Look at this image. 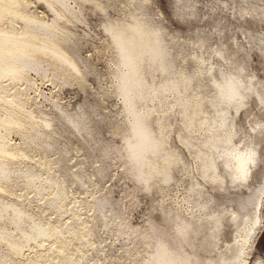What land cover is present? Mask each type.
I'll return each instance as SVG.
<instances>
[{
  "label": "bare ground",
  "instance_id": "6f19581e",
  "mask_svg": "<svg viewBox=\"0 0 264 264\" xmlns=\"http://www.w3.org/2000/svg\"><path fill=\"white\" fill-rule=\"evenodd\" d=\"M90 1L95 3V6H91L93 7L92 14L96 12L94 11V7L96 6L103 11L102 13H105L104 7L100 2H97L98 0H0V244H4L5 246L4 249L0 251V264H21L17 261L15 256H23V250L30 244V242L35 243L34 245L37 247H43L47 244L48 252H51V254L44 258L38 251H36L29 257L28 262L25 264L38 262L46 264L47 261H50L49 264H76L74 255L70 252L68 253V242L65 235L72 234L77 237L87 225L80 219H77L76 223L70 221L64 224H60L58 221H42L40 217L35 216L36 214L32 215L22 202L25 200L30 201L31 199H36L38 202L47 204L50 208L53 207L58 215H60V212H71L73 216H76L74 210L71 208L69 209L65 204L66 193L63 180L58 179L49 172L43 173L37 171L30 166V164H26L25 162L27 161L25 160L26 158L34 159V155L32 156L29 151V148L34 147L33 145H35L32 149L34 151L39 146L44 147L43 145H48L50 142L48 139L52 137V132L50 135V131L53 126H55L53 124L54 116L48 117L49 112L46 111L48 112L47 114L42 111L44 110L42 109L43 107L41 108L42 110L39 108L38 104L40 102H38L37 98L40 95L42 96L43 93L35 86V78H32L31 75L29 76V73H32L33 71V74H38L42 77L45 76V73L47 74L50 72L54 75V80L56 77L65 83L71 81L70 79H75L74 82L77 80L81 83L84 79L81 74L85 75L86 73H82V69L79 67L78 62L80 60L78 59L80 58V55L78 54V58L77 52L80 51V49H77L78 51H76L74 50L75 48L72 47L73 44L71 45V43L73 42L70 43V41L74 34L71 36L73 32L69 30L72 33L68 35L69 31L67 32V28L69 27H67V25L72 22L74 24L75 20H78L79 22L77 21L75 23L79 24L80 21H84V18L81 17L82 11L85 9L84 3ZM220 1H222L226 9L229 10L230 17L236 20V22L238 21L239 34L249 39L248 41L255 42L253 44H255L260 51L264 64V0ZM36 2H39L40 4L42 2L43 5L45 4L47 10L49 9L52 12V17L45 19L42 16H39V13L37 14V10H35L37 5ZM143 2L147 5L149 0H143ZM105 8L106 10L108 9L107 7ZM87 10H89V12L91 11L88 8ZM99 12L100 13L97 14H101V11ZM123 14L125 16L123 15L122 19L103 20L104 24L102 25L103 29L107 31L110 37V40L105 41V43L108 42V47L114 51V53H112L113 56L111 57L114 58V60L112 58V61H114V67H116L114 75L115 78H117L116 80L118 83L116 85L117 91L123 99L122 109H124V115L129 119L126 126V134L123 136V147L127 159L126 163L129 165L130 172L133 178L136 179L135 181L142 187L147 185L146 182L151 177L148 178V174L143 169V165L147 163L148 166H150L149 163L151 161L154 162L157 156L164 153L162 150H165V147H159V144H157L159 140L154 139L153 136V132H155L160 126L159 124L157 127L156 123L158 120L156 121L155 119L158 118H156L157 116L155 118L153 117V112H156V103L159 102L166 90H171L173 94L175 93L178 95V93H176V91L178 92V89H182L183 95L180 93V98H175L174 105L179 107V118L188 120L187 126L184 125L186 132L184 131V127L182 132L183 135L181 132H177L178 139L192 149L189 134H191V130L195 127L192 128V125L196 124L191 125L190 121L196 119V115H198L197 119L199 122H196V120L194 121L198 123V126L201 129H203V131L200 130L203 132L201 133L203 136H201V139H198L197 151V157L200 161V172L207 176L208 179L210 178L217 183L219 181L217 186L221 188H226L224 175L229 176L231 182L237 180L238 182L236 181V183L239 184L242 183V181H245L250 173L251 164H256L257 161V158L255 157L256 147L254 144L251 143L250 145L249 143L246 145V148H244L245 146L239 148L236 146L237 144L232 142V137L236 133L232 118L241 107H246L248 103L247 99L252 93L256 94L260 103H264L263 92L256 87L255 83H241V81L235 78L238 73L235 68L232 69V73L228 72V70L223 73L220 71V68H218L217 76L213 74L212 64L205 69L198 64V71L195 70L193 73H186L187 75H184L185 70H175L174 61H172V58L168 54V50L164 45V37L157 29V26H153L154 21L150 16L142 14V12H130L129 10ZM83 16H85V14ZM233 29L230 30L232 33L230 36L236 37L237 31L234 32ZM84 34H82L83 39L87 35ZM78 36L79 35L75 37L77 38ZM81 39L82 37L78 41L80 42ZM103 40H105V37ZM79 42L76 43L79 44ZM236 50L239 51L237 48ZM215 52L221 56L224 54V51L221 48H215ZM80 62L83 61L81 60ZM204 70L210 74L209 76H211V85L205 90H203V87L202 92V90L199 89L201 87V85H199L200 82L198 81L197 84L196 80L198 74H202ZM158 72L161 74L160 76H158ZM46 77H48V74ZM42 79L44 80L43 77ZM46 79H49L48 82L51 81L50 77ZM56 80L54 82H56ZM84 81L85 80H83V82ZM54 82L52 83L54 84ZM59 84L62 85L63 83H58V85ZM81 84L80 87L82 89L85 86L84 84L81 86ZM193 87H197L198 89V99H195V101L192 100L193 98L189 97V94H186ZM29 90H33V96L28 94ZM51 98L48 99L51 100ZM205 98L206 100L204 101L203 99ZM54 100L56 101L57 99ZM54 100L53 102H55ZM59 102L56 101L55 104H58ZM145 103L147 106L151 103L152 106L151 108L146 107L144 108L145 111H142L140 107L141 105L143 107ZM50 104L53 105L54 103L52 104V102H50ZM81 104L82 102L80 105ZM53 106H51V109H54ZM78 107L76 108L77 110L79 109ZM80 109H83V107ZM57 110L59 112V108ZM55 111L56 110L54 109L53 113H55ZM60 111L61 112L59 113H62L64 116L63 117L62 114H60L62 118H65V123H70L72 127H74V132L75 129H77L78 131L80 130L79 132L81 134V115L87 110H81L82 114L80 112V115L75 111L80 117H77L78 115L75 117L74 114L70 115L71 112H68L67 114L66 111L68 110L66 109L65 111L63 110L65 113L62 110ZM156 113L155 115H157ZM55 114L57 115L58 113ZM85 114L87 116L88 113ZM162 114L164 115V112H162ZM168 114L169 113L167 112L165 117L168 116ZM85 117L83 120L87 123L89 119L86 120ZM87 117L89 118V116ZM58 120L57 124L58 122L60 123L61 119L59 118ZM88 124L89 122L87 125ZM165 124L167 125V123ZM58 126L56 128H58ZM189 127H191V130ZM162 128L161 130H166V128ZM197 128L198 127H196V129ZM88 130L89 127L87 126V133L89 134ZM11 131L13 134L17 133L19 135V138L22 139V143H14L11 141ZM69 131L71 132V130ZM79 132H77V134H79ZM156 132H158L157 135L159 136V131L157 130ZM184 132L186 134H184ZM57 133L53 136L54 138L55 136L57 137ZM85 133L86 132H84V134ZM52 141L53 140H51V142ZM55 141L56 140L54 139V143ZM165 142L168 144L167 141ZM55 146L57 145L55 144ZM49 149H51L50 146ZM46 150L47 148L43 153H46ZM63 150L64 149H62V151ZM167 150L169 151L171 149L169 148ZM37 152L40 154V150ZM48 153L45 157L48 156ZM166 154H170V151ZM45 157L41 158L39 155L38 162L40 164H49L51 162L54 166L56 165L55 163L62 160H59L60 157L58 156L56 157V160L58 158V161L56 162L52 158L50 160V158L46 159ZM167 157L169 158V156ZM164 159L165 158H163V160ZM33 161L30 160V162ZM157 162L160 163L161 161ZM168 162L172 164L171 162L174 161H171L170 159ZM60 164H58V167ZM167 164H165L163 168L159 164L160 168L163 169L164 174L169 173L166 168ZM218 166L222 167V172L220 173L218 171ZM153 168L149 169L148 167V170L150 171ZM157 169H159V167ZM159 171L160 170H158V172ZM150 173L153 172L150 171ZM159 173H161V171ZM150 175L152 176V174ZM165 176L166 178H170L169 175ZM80 177L81 174L78 175L75 173L76 179ZM158 177H160V174ZM156 180L160 181L157 178ZM196 187H199L198 183ZM196 187L195 189L193 188L191 198L196 202L195 206H198V194L201 193L199 189L200 187ZM9 195L12 197L10 198ZM203 201L204 200H202V202ZM202 205L205 206L203 203ZM96 208V212L98 211L101 214V217L105 219L103 213L104 206L102 203ZM256 209L255 219L252 222L249 221L248 215L246 217V222H250L249 224L246 223L249 226L248 228L250 231L248 232L240 229L241 232L238 234L236 233L235 235V239L242 242V246L245 250V256L241 260V264L250 263V261H248L249 251L254 246L256 240V237L253 236L255 233L253 226L257 223H263L262 213L264 205L260 203L259 207ZM214 211H208V213L206 211L204 216L185 217L182 213H177L178 211L172 212L169 210L161 216V222L151 221L147 231L141 233L142 237L147 239L146 245L148 249H146L141 264H221L223 253L218 252L210 254V252H213L214 250H209L210 245L209 247L207 245V240L214 236L211 226L213 227L215 224L218 228L220 225L219 212ZM231 216L235 219V217L238 216V213L232 211ZM10 225H13L12 229H10ZM77 226H80L81 229ZM252 230H254V233L250 234ZM118 232L123 235L122 229H118ZM248 242L250 244H247ZM206 252H209L207 256H205ZM252 264H264V260L260 256H253Z\"/></svg>",
  "mask_w": 264,
  "mask_h": 264
},
{
  "label": "rangeland",
  "instance_id": "374dc122",
  "mask_svg": "<svg viewBox=\"0 0 264 264\" xmlns=\"http://www.w3.org/2000/svg\"><path fill=\"white\" fill-rule=\"evenodd\" d=\"M97 2H100L104 7L105 13H102L103 11L96 6L97 8L94 7V11L96 12L93 11L94 14H92L93 7L91 6H95V3L91 1L85 2V9H83L81 17H83L84 21L87 23L82 20L84 23L80 21L79 24L75 23L78 21L75 20L74 24L73 22L71 23L73 25H67V27H69L67 28V32L69 30L73 32L69 31L68 35L72 33V36L74 34L72 37L70 36L72 38L70 43L73 42L71 43V45L73 44L72 47L75 48L74 50L76 51L80 49V51H78L79 53L77 52L80 58L78 55L79 59H77L85 63L78 62L80 69H82V73H86L85 75L81 74L85 81L83 82L82 80L81 84L77 80L74 82L75 79H70L71 81L64 83L59 78L55 77V80H59H56V83L54 82V75L49 72L47 74L51 81L54 82L53 84L51 81L48 82L49 79H46L48 78L46 77V73L44 74L45 76H42L44 78L43 80L41 75H35L33 71L32 73L30 72L31 70L29 71V76L31 75L32 78H35V86L46 96V99L43 95L44 98L41 95L38 96L37 99L38 102H40L38 104L39 108L41 109L43 107L42 109L44 110H41L47 114L49 112L48 117L54 116L53 124L55 126H53L50 131V135L52 132V137L48 139V141L50 140L49 143L52 144H45L43 145L44 147L36 146L37 148L35 151L32 150L35 147V145L32 144L34 147L29 148V151L32 156L34 155V159L26 158L25 160L27 161L25 162L26 164H30V166L37 171L43 173L49 172L58 179L63 180L66 193L65 204L69 209L71 208L74 210L76 216H73L71 212H60V215H58L52 206V208H50L47 204L38 202L36 199H31L30 201L25 200L22 204L26 206L32 215L36 214L35 216L40 217L42 221H58L60 224H64L70 221L76 223V220L80 219L87 225L77 237L72 234L65 235L68 242V253L70 252L74 255L76 264H141L147 249V239L143 238L141 233L147 231L151 221L161 222V216L169 210L172 212L178 211L177 213H182L185 217L204 216L206 211L208 213V211L215 210L214 212H219L220 225L218 228L215 224L213 227L211 226L214 236L207 240V245L208 247L210 245L209 250L213 249L214 251L210 252V254L222 252L223 259L221 260V264H241V260L245 256V250L242 246V242L235 239V235L241 232L240 229L248 232L250 231L247 224L255 219L256 208L259 207V204L262 203L264 205V103L261 102V104L256 94L252 93L247 99L248 103L246 107L243 106L241 109L239 108L240 110L233 115L232 120L236 133L232 137V142L237 144L236 146L239 148L243 146L246 148V145L249 143L250 145L251 143L254 144L256 147L255 157L257 161L256 164H251L250 173L245 181L238 184L236 183L237 180L231 182L230 177L224 175L226 188H221L217 186L219 181L217 183L210 178L208 179L207 176L203 175L199 170L200 161L197 157L198 139L202 138L201 136L203 135H201V133H203V129L196 123L199 122L197 119L198 115H196V119H194L196 122L194 120L190 121L191 125L196 124L192 125V128L195 126L193 130L189 127L191 130V134H189V138H191L190 144L192 143V149H190V147L183 144L178 139L177 135V132H183V127L186 132L185 126H187L188 122L187 119L183 120L179 118V107L174 105L175 98H180V93L183 95V91L182 89H178V92L176 91V93H178L177 95L175 93L173 94L171 90H166L159 102L156 103L157 110L155 111L157 113H155L157 115L153 112V117L155 118L157 116L156 118H158L155 119L156 121L158 120L156 123L157 127L160 124L157 129L159 131V136L157 135V130L153 132V136L154 139L159 140L158 142L160 143L157 142L159 147L163 146L165 150H162V152H164H161L162 155L160 154L157 156L155 159L156 162L155 160L150 163L147 161L150 166H148L147 163L143 165V169L148 174V178L154 177L152 180L155 182L149 178L146 182L147 185L142 187L135 181L136 179L133 178L129 165L126 163L127 159L124 153L123 136L126 134V126L129 119L124 115L125 112L123 111L124 109H122L123 99L117 91L116 85L118 83L114 75L116 67H114V61H112L113 57H111L114 51L108 47V42L105 43V41L110 40V37L107 31L103 29L102 24H104L103 20L122 19L123 13H126L127 10L130 12H142V14L150 16L154 21V25H152L157 26V29L163 35L164 45L172 61H174L175 70H185V74H183L187 75L188 73H193L195 70L198 71L199 66L205 69L212 64L213 74L217 76L218 68H220V71L223 73L227 70L232 73V69L235 68L238 72L235 78L241 81V83H255L256 87L264 94V64L260 51L257 49L256 45L253 44L255 42L248 41L249 39L239 34L238 21L236 22V20L230 17L229 10L226 9L225 5L220 0H149L147 5L144 4L143 0H98ZM36 4L35 10H37L36 13H39V16L45 19L52 17V12L49 9L47 10L45 4L43 5L42 2V5L39 2H36ZM105 7L108 9L106 10ZM87 8L91 11L89 12ZM99 11H101L102 15L97 14L100 13ZM84 14L86 17L83 16ZM232 29L234 32L237 31L236 37L230 36L232 34L230 30ZM76 34L81 36H78L77 39L75 37L77 36ZM82 34H87L84 39ZM81 37L82 39L79 42L78 40ZM104 37L105 40H103ZM76 42H79V44ZM215 48H221L224 51L223 56L218 55L215 52ZM236 48L239 49V51H237ZM160 75L161 74L158 72V76ZM209 75L210 74L205 70L202 74H198L196 82L197 84L198 81L200 82V90H202L203 87V90L210 87L211 76ZM58 83L63 84L58 85ZM80 84L81 86L84 84L85 87L81 89ZM197 87H193L186 93L189 94V97L193 98V101L198 99ZM28 94L33 96V90H29ZM48 98H51V100ZM54 99H57V102L60 101L58 103L59 105L55 104L56 101ZM53 100L55 102H53ZM203 100L205 101L206 98ZM50 102H52V104L54 103L53 105L55 107H58L55 108ZM81 102L83 109H80L82 108L80 105ZM51 106L56 110L55 113H58L57 115L53 113L54 109H51ZM151 106V103L148 106L145 103L143 107L141 105L140 109L145 111L144 108H151ZM64 107L68 110L66 111L67 114L71 112L70 115L74 114L75 117L78 115L77 113L80 115L81 110H87L84 112L88 113L87 116H89V118L84 112L83 113L86 116H84L86 120L89 119V124L87 125L88 122L86 123V121L83 120L84 114L81 112V118L83 120H81V134L79 132L80 130L78 131L77 129H75L74 132V127H72L70 123H65V118H62L63 114L59 113L61 112L60 110L65 111ZM77 107L79 108L78 110L76 109ZM58 108L59 112L57 110ZM159 112L161 114L164 112V115H161ZM167 112L169 114L165 117ZM60 114H62V116ZM79 115L77 117H80ZM59 118L61 120L60 123L58 122L57 124ZM57 126L58 128H56ZM87 126L89 127V134L87 133ZM161 126L166 128V130H161ZM196 127L199 128V131H202L199 132ZM69 130H71L72 133ZM82 130L86 133L84 134ZM77 132H79V134H77ZM185 132L184 134H186ZM11 133V141L14 143H22V139L19 138L17 133ZM56 133L58 135L54 138L53 136L56 135ZM54 139L56 140L55 143ZM51 140L53 141L51 142ZM161 140L167 141L168 144ZM55 144L57 146H55ZM45 146L47 150L46 153H43L46 149ZM49 146L52 150L49 149ZM169 148L171 149L169 150L170 154H166L169 152L167 150ZM62 149H64V152ZM39 150L40 154L37 152ZM53 150L56 151L54 152ZM47 153L49 157H45ZM38 154L41 158H50V160L52 158L55 162L58 161V158L56 160L58 156L60 157L59 160L62 159L60 161L61 164L59 161V163L57 162L60 164L59 167L57 163L53 166L51 162L49 164H40L38 162ZM167 156H169V158ZM163 158L165 159L163 160ZM170 159L174 161L171 162L172 164L168 162ZM30 160L34 161L30 162ZM157 161L161 162L159 163ZM159 164L162 168L167 164L166 168L170 174H164ZM151 165L156 167L153 168ZM148 167L149 169H154L150 171L153 172L160 181L156 180L155 175L150 173ZM158 167L159 169H157ZM158 170H160L161 173H159L160 171L158 172ZM218 171L219 173L222 172V167L218 166ZM75 173L78 175L81 174V179H76ZM158 173L162 179L158 177ZM150 174H152V176ZM165 175H169L170 178H166ZM197 183L200 188L196 187ZM195 187L199 188L201 193L198 194V206H195L196 202L191 198L193 188L195 189ZM9 197L11 198L12 196L9 195ZM199 198H202L201 201ZM202 200L204 201L202 202ZM100 203L104 206L103 213L105 219L101 217L98 211L96 212V207H99ZM202 203L205 204V206L202 205ZM232 211L238 213V216L235 217L236 220L231 216ZM247 215L250 221H248V223L246 222ZM262 215L263 223H257L253 226L255 233L254 230L250 233H254L253 236L256 237V240L254 246L249 251V264H252L253 256H260L264 260V209ZM10 227V229H12L13 225H10ZM77 227L81 229L80 226ZM118 229H122L123 235L119 234ZM34 244L35 243L30 242V244L24 248L23 256L16 255L15 258L17 261L21 264H25L28 262L29 257L36 251L44 258L51 254V252H48L47 244L43 247H37ZM247 244L250 243L248 242ZM0 247V251H2L5 246L4 244H0ZM205 254L204 255L207 256L209 252ZM49 263L50 261H47L46 264ZM33 264L42 263L38 262Z\"/></svg>",
  "mask_w": 264,
  "mask_h": 264
}]
</instances>
